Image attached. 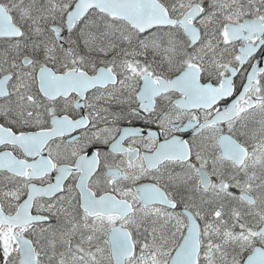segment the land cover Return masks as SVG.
Listing matches in <instances>:
<instances>
[{
	"label": "snow or ice",
	"instance_id": "snow-or-ice-1",
	"mask_svg": "<svg viewBox=\"0 0 264 264\" xmlns=\"http://www.w3.org/2000/svg\"><path fill=\"white\" fill-rule=\"evenodd\" d=\"M0 264H264V0H0Z\"/></svg>",
	"mask_w": 264,
	"mask_h": 264
}]
</instances>
